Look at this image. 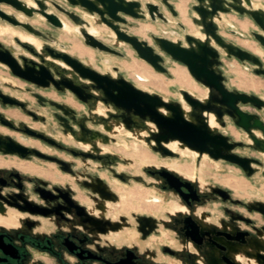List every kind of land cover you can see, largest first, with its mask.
<instances>
[{"label":"water","instance_id":"1","mask_svg":"<svg viewBox=\"0 0 264 264\" xmlns=\"http://www.w3.org/2000/svg\"><path fill=\"white\" fill-rule=\"evenodd\" d=\"M229 14L248 17L257 29H252L250 34L242 31L229 19ZM189 15L196 32L190 31L180 20L175 0H0V21L22 28L40 41L26 35H15L13 48L20 52L14 53L0 40V64L24 82L42 89L53 86L59 92L69 91L86 103L88 115L76 121L81 137L71 132L76 141L83 145H91L99 150V143L106 144L112 139L89 128L85 120H90L101 124L108 134H116L121 129L130 132L162 157L178 156L175 148L180 147L193 151L197 157L207 155L213 160L234 164L248 177L259 170L264 175V97L230 87L227 83L229 77L223 69V57L238 59L243 64L251 63L252 71L261 76H264V59L220 31L224 24L234 35L252 37L264 50V2L193 0ZM36 16L50 27L75 33L96 53L124 58L127 54L120 48L127 45L157 72L168 75L171 73L167 64L171 60L182 63L193 78L205 87L206 94L198 95L192 90L180 88V99L167 98L138 86L116 65L112 66L113 71H100L86 59L70 53L69 44L55 34L35 25L31 19ZM130 19L162 22L169 27L161 28L162 35H152L153 45L129 31L128 27L133 24ZM173 24L177 28L172 27ZM103 26L109 29L110 44L100 38V28ZM0 33L3 31L0 30ZM103 61L111 63L109 58ZM4 82L13 89H24L11 80ZM26 89L30 90L29 87ZM34 96L39 102L47 101L62 109L65 114L74 112L65 103L47 99L40 93ZM0 100L3 104L26 109L22 97L11 96L1 89ZM100 104L106 108L105 111L99 109ZM248 106L257 111L247 110ZM27 112L32 116V125L25 121L15 122L1 111L0 123L10 130L66 147L35 127V123H43V115ZM212 115L215 124H212ZM230 121L244 132L246 140H237L230 134ZM87 133L90 135L88 138L85 137ZM173 144H176L175 148ZM238 149L254 150L260 157L241 154ZM0 151L21 156L34 153L51 158L12 135L1 132ZM79 154L85 157L90 155L87 152ZM169 175L175 177L170 172ZM217 191L226 193L221 188ZM250 208L264 214V201L251 204Z\"/></svg>","mask_w":264,"mask_h":264},{"label":"flooded vegetation","instance_id":"2","mask_svg":"<svg viewBox=\"0 0 264 264\" xmlns=\"http://www.w3.org/2000/svg\"><path fill=\"white\" fill-rule=\"evenodd\" d=\"M45 28L44 31L58 37V29L48 25ZM223 28L229 32L224 24L220 31ZM7 46L16 53L13 45ZM32 88L37 89L35 85ZM0 89L19 97L6 91L2 85ZM44 90H54L63 96L69 93L84 108L79 112L67 101L42 94L39 90L30 93L33 96L40 93L47 99L65 103L74 112L65 114L47 101L39 102L35 96L33 103L22 97L28 111L43 115V123L48 118L45 109H49L57 128L75 143H66L50 127L35 126L66 147L9 129L20 133L25 141H36L38 145H27L51 158L2 151L0 156L48 169L53 178L14 165L0 166V264H264V214L250 208L257 201L247 203L222 185H212L204 190L194 178L165 164L148 161L143 169L135 172L121 168L120 165L129 160L124 155L100 143L99 150L83 145L72 136L71 132H76L81 137L76 121L88 115L87 104L69 91L59 92L53 86ZM26 109L3 104L0 100V111L15 122L32 123V116L27 115ZM9 111H16L30 120L15 117ZM85 122L92 130L113 138L101 124L90 120ZM89 136L87 133L86 137ZM69 147L73 149H67ZM79 152L90 155L85 157ZM43 161L53 166L40 165ZM146 176L152 179L148 180ZM114 181L126 186L137 181L145 189H154L161 194L162 203L169 197L175 203L170 208L158 207L137 213L138 209L132 207L137 202L131 201V206H126L130 208V214L124 211L115 215L110 212L111 205L119 201L120 195ZM218 188L226 193L218 192ZM139 202L138 205L142 204ZM8 220L12 222L7 223Z\"/></svg>","mask_w":264,"mask_h":264},{"label":"rangeland","instance_id":"3","mask_svg":"<svg viewBox=\"0 0 264 264\" xmlns=\"http://www.w3.org/2000/svg\"><path fill=\"white\" fill-rule=\"evenodd\" d=\"M192 3H193V0L188 1V9H187L188 15H189V11H190V5ZM165 11L167 12V14L170 17H172L171 13L169 12V10L167 8H165ZM189 17H190V15H189ZM229 19L233 20L234 23H236L237 25H239V22L242 20H247L248 22H250L251 24L249 25L248 29L245 30L249 34H250V31L252 29H257V26L254 24V22L247 17H241L238 15L231 14V15H229ZM130 20L133 22V24L128 27L129 31L131 33L138 35L141 38L148 40L153 45L155 43L153 41L152 35H162L161 28L167 29L169 27L162 22L154 23L150 20H138V19H130ZM31 21L35 25H37L41 28L47 27L45 22H43L39 16L34 17L33 19H31ZM145 25L152 26L154 28V30L153 29L152 30L147 29L143 33H141L140 30ZM172 27L177 28V25L173 24ZM194 28H195L194 32H196V27L194 26ZM0 30L3 31L2 34L0 33V40L7 45H15V41H14L15 35H18L19 37L26 35V36H30L32 39H35L34 36L30 35L26 31H24L22 28L11 27L7 23L2 22V21H0ZM100 31H101V37L105 41L112 42V39L108 35L109 29L106 26L101 27ZM221 32L227 38L235 41L236 43H238L239 45H241L244 48L249 49L248 47L244 46L242 44V42H247L249 44H255L256 46H258L259 48L262 49V47L259 45V43H257V41H255L252 37L243 38V37L238 36V35H233L232 33L227 32L224 28L222 29ZM58 38L61 41L69 44L68 51L72 54H73L72 49L76 45H81L86 50H88L92 54H94L93 60H90V58L88 56L80 57L77 54H73V55L80 57L82 59H86L90 65H92L93 67H96L100 71H106V70L113 71L112 66L116 65L120 68L121 73L125 74V76L127 78H129L131 81H133L138 86H140L144 89L150 90V91L158 92L167 98L180 99L181 94L179 92V89L180 88L188 89L186 87L181 86L179 83H177L175 81V77H173L174 75L171 72L172 68H176V67L180 66V67L184 68L187 71V73L193 78V76L189 73V71L185 65H183L182 63L176 62V61H172V60H171V62H169L167 64V67L169 68L171 75H168L166 73L157 72L151 65H149L148 63H146L145 61H143L142 59L137 57L135 52L127 45H123L120 48L123 52H125L127 54V57L123 58V57H118V56H114L111 54H106L103 52L96 53L91 48L87 47L83 43L81 38L78 37L75 33L67 31V30H58ZM35 40L40 42L39 39H35ZM19 52L20 51L16 50V53H19ZM104 58L111 59V63H109V64L104 63V61H103ZM223 61H224L223 69L225 70V72L227 73V75L229 77L227 83L230 87H234V88H237L239 90L246 91L249 93H256V94L264 97V76L255 74L252 71V66L249 63L243 64L238 59L227 58L225 56L223 57ZM132 64H136V68H135V70L137 69L136 72L131 67H129V65H132ZM245 65L249 66L250 68L246 69ZM138 70L143 72V74L154 73L157 76H161V77L165 78L170 84L168 85L166 90H158V89H156V88H154L148 84H145L144 81H140V79H138V77L136 75V73L139 72ZM7 79L15 82L16 84L20 85L24 89L22 91H19V90L13 89L9 85H6L4 81ZM194 81L197 82L195 79H194ZM241 81L242 82H248L250 84H254L255 88L254 87L253 88L240 87L239 83ZM0 85H2L6 91L16 93L19 96L29 100L30 103H33L35 101V97L33 96V94L30 93V91H33V90L34 91L39 90L40 93L56 97L59 100L68 101L69 99H71V100L75 101L73 99L72 95L69 93H66V95L63 96L54 90L53 91H45L44 89L38 88V87H36L37 89L32 88L33 85H31L27 82H24V81L20 80L19 78L13 76L8 71V69L2 64H0ZM199 85L203 88L204 93H205L206 92L205 87H203L201 84H199ZM28 87L30 88V90L26 89ZM188 90H190V89H188ZM198 95H200V94H198ZM75 102H77V101H75ZM79 107L80 108L78 109V111L82 112L83 108H84L83 105L79 104ZM99 109L102 111L106 110V108L101 104L99 105ZM246 109L249 111H252V112L257 111L256 109H254L253 107H250V106L246 107ZM45 110H47V112H44L48 116L47 122L35 123V125L37 127L43 126V127H50L51 129H55L56 130L55 132H58L59 136L66 143H68V144L75 143V141H73L69 137V135L64 134L62 132V130L57 128V123H56L54 116L52 115V112L47 108ZM48 111H49V113H48ZM11 112L15 113V117H22L23 119L30 120L27 116H25V115L22 116L21 114H19L16 111H11ZM230 127L234 128V130L238 132L237 137H235V135L232 134V130H230ZM4 129L7 130L10 135H15L18 138L22 139V135L20 133L11 132L9 129L2 127L0 125V131L3 132ZM228 130H229L230 134L235 139L243 140V141L246 140L244 132L242 130H240L239 128H237L231 121L228 124ZM110 135L113 137L111 139V141H109L106 144L101 143V145H103L105 148L111 149L112 151H116V152L124 155L125 157H127V159H129V160H127V163L120 165V167L123 169H128L132 172L140 171L141 169L144 168L143 165H145V163H149L148 161H152L156 165L165 164V165H168L170 167H172L173 165H179L182 167L180 172L183 173V175H186V176L189 175V177L194 178L200 184L201 188L204 190L209 189L212 185H222L224 187L230 188L232 190V192L234 193L235 197H238L247 203H251L254 201H264V197H263L264 175L261 172V170L257 171L251 177H248V176H246V174L243 172V170L241 168H239L238 166H236L234 164H231L229 162L222 161V160H213L207 155H202L200 157H197L193 151H191L189 149H185V148H180V147L175 148V151H177L179 153L178 156H168V157H162L161 155L159 156L148 147V145L145 143L144 140L133 136L132 134H130V132H128L124 129H121L116 134H110ZM173 146H175V144H173ZM42 148L48 149V147H45V146L44 147L42 146ZM238 151L241 154H247V155H251V156H256V155L260 156V154H258L257 152H255L254 150H251V149H238ZM40 165H42L46 168H50L53 166V164L49 163L48 161L47 162L43 161V163H41ZM38 169H39V172H42V169H44V168L38 167ZM46 170H48V169H46ZM32 172H34V171H32ZM35 173H37V172H35ZM50 175H51L50 177L53 178L51 172H50ZM146 177L148 180L152 179L151 177H148V176H146ZM227 179L231 180V181L232 180H236L239 182L243 181L247 184V186H245L244 188H236L232 184L226 183L225 181ZM113 185L119 191L120 199L115 204L111 205L113 207L110 210L111 213L118 215L119 213H124V211H127L126 214H130L131 210L129 207L131 206L130 205L131 201L137 202L136 205L134 204L135 207H137L136 209H138L137 213L143 212V210H140L139 207L140 206L143 207L144 205H146L145 202L142 201L141 202L142 204L138 205L140 203L139 200L132 199L130 196V191H132L134 189H141V188L145 189V187L142 183H139L137 181H132V183H129L128 186H126L122 183H116V181H114ZM147 190L150 191L151 196H156L160 199L163 198V196L161 194H159L157 191H155L154 189H147ZM174 203H175L174 199L169 197V198L165 199V202L161 204L160 208L161 209L170 208ZM119 204L121 205V207L119 206ZM147 204H149V203H147ZM149 205H151L150 207H152L150 211H153V209L156 208V207L152 206V204H149ZM126 206H129V207H126ZM132 207L135 208L134 206H132ZM235 207H237V206L235 205ZM238 207L243 208L241 206H238Z\"/></svg>","mask_w":264,"mask_h":264},{"label":"bare ground","instance_id":"4","mask_svg":"<svg viewBox=\"0 0 264 264\" xmlns=\"http://www.w3.org/2000/svg\"><path fill=\"white\" fill-rule=\"evenodd\" d=\"M188 1L189 0H176L175 6L180 14V19L183 23H185V25L188 26V28L190 29V31L194 32V25L188 15ZM240 26L242 29L247 30L248 29V24L246 21H242L240 22ZM147 29H153L154 28L150 25H145L143 26V28L140 30L141 33H143L145 30ZM28 38H31L30 36ZM242 44L246 47H248L251 51H253L254 53H256L257 55H259L260 57L264 58V51L259 48L258 46H256L255 44H249L247 42H242ZM73 54H77L80 57H84V56H88L90 58V60H93L94 58V54H92L90 51L86 50L83 46L81 45H76L74 46V48L72 49ZM129 67H131L133 70H135L136 68V64H132L129 65ZM137 71V69L135 70V72ZM139 72L136 73L138 79H140V81H144L145 84H148L158 90H166L168 85L170 84L165 78L161 77V76H157L154 73H146L143 74V72H141L140 70H138ZM172 74L174 75L173 77H175V81L177 83H179L181 86L186 87L190 90H192L193 92H196L197 94H202L205 95L206 92L204 93L203 88L194 81V79L187 73V71L178 66L176 68H172L171 69ZM240 87L243 88H255L254 84H250L248 82H240L239 83ZM53 97V96H52ZM69 104L73 105L74 107H76L77 109H79V104L71 99H69L67 101ZM9 113L11 115L15 116L14 112L9 111ZM211 121L212 124H215V120L213 115L211 116ZM230 130H232V134L235 135V137L238 136V132L234 130V128L230 127ZM3 133H9L7 130L4 129ZM87 135V134H86ZM86 137V136H85ZM20 141H22L25 144H37L38 143L36 141H25L21 138H19ZM176 145V144H175ZM173 148H175V146H173ZM8 166V165H14L17 166L21 169L24 170H29V171H34L37 172L38 174L44 175L46 177H50V172L46 169H42V172H39L38 167L32 166V165H28V164H24L21 162H16V161H12V160H6L3 157L0 156V166ZM172 167H174L177 170H181V166L179 165H173ZM38 170V171H37ZM52 178V177H51ZM226 183L232 184L234 187L236 188H244L245 186H247V184L243 181H236V180H226ZM100 184V183H99ZM101 185V184H100ZM104 188V187H103ZM106 189V188H105ZM112 195V194H111ZM130 196L132 199H138L141 202H145L146 205H144L143 207H139L140 210L143 211H150L152 207H150L152 204V206L158 208L161 206L162 204V200H160V198L156 197V196H151V193L149 190L147 189H134L132 191H130ZM263 197H264V190H263ZM152 200V201H151ZM149 203V204H147ZM135 207V206H134ZM183 207V206H182ZM137 208V207H135ZM185 208V207H184ZM12 221L8 220L7 223H10Z\"/></svg>","mask_w":264,"mask_h":264},{"label":"crops","instance_id":"5","mask_svg":"<svg viewBox=\"0 0 264 264\" xmlns=\"http://www.w3.org/2000/svg\"><path fill=\"white\" fill-rule=\"evenodd\" d=\"M260 1H263L264 2V0H260ZM175 3H176V0H175ZM229 15H231V14H229ZM233 15H235V14H233ZM248 18V17H247ZM181 20V19H180ZM231 20V19H230ZM233 23H234V21L233 20H231ZM242 21H246L247 22V24H248V27H249V25L251 24L250 22H248L247 20H242ZM242 21H240V22H242ZM240 22H239V25H240ZM236 24V23H235ZM237 25V24H236ZM239 25H237V27H239L242 31H244V32H246L244 29H242L241 28V26H239Z\"/></svg>","mask_w":264,"mask_h":264}]
</instances>
